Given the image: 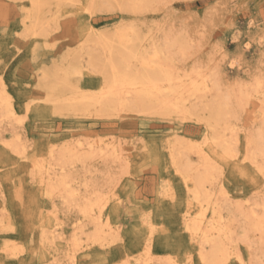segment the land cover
<instances>
[{
	"label": "rangeland",
	"instance_id": "374dc122",
	"mask_svg": "<svg viewBox=\"0 0 264 264\" xmlns=\"http://www.w3.org/2000/svg\"><path fill=\"white\" fill-rule=\"evenodd\" d=\"M89 1L42 0L39 16L48 33L40 37L27 34L31 26L27 20L23 23L30 10L28 0H0V90L10 99L14 113L13 119L0 120V264H72L69 255H74L75 264H203L200 250L209 251L210 245L202 247L200 239L190 241L184 218L201 214L208 219L212 209L201 208L192 198L195 172L185 173L189 180L176 173L172 150L175 140L181 139L209 157L212 173L208 170L210 184L205 188L211 204L248 211L264 200V175L244 159L245 134L263 120L264 0H153L136 13L119 10L116 0H106L100 9H87ZM122 28L136 33L120 46L112 37ZM103 38L112 40L114 55L132 52L134 67L153 46L172 40L173 50L163 51L159 61L172 65L170 69L179 76L177 84L189 87L194 82L200 90L195 96L187 92L182 96L188 99L186 106L197 107L192 120L146 113L104 119L92 109L82 116L53 113L50 99L59 88L53 95V90L44 88L48 84L63 81L67 87L78 86L93 94L101 90L102 77L88 70L85 62L89 53L100 64L105 61L107 51L97 46V39ZM214 84L220 95L232 97L228 107L234 114L235 132H221L224 140L236 139L231 157L211 142L204 124L208 112L198 106L200 97L204 104L212 102ZM67 87L65 96L70 92ZM241 92L249 98L235 102ZM88 145L107 150L109 159L95 156L59 170L53 156L65 147L84 155ZM193 155L190 163L195 168L199 158ZM65 175L67 191L75 195L68 201L62 192L49 194L47 188L50 181ZM96 191L103 201L98 203H104L101 222L99 208H92V218H84L76 207L78 201L80 205L88 198L91 201ZM97 222L107 232L104 247L87 240ZM239 229L233 227L236 239L243 235ZM246 235L249 242H259L258 233ZM75 236L80 240L77 247ZM261 245L251 249L240 241L230 251H236L244 264H264ZM3 246L15 250L14 256L5 257ZM253 257L257 260L250 263ZM225 264L241 263L230 256Z\"/></svg>",
	"mask_w": 264,
	"mask_h": 264
},
{
	"label": "bare ground",
	"instance_id": "6f19581e",
	"mask_svg": "<svg viewBox=\"0 0 264 264\" xmlns=\"http://www.w3.org/2000/svg\"><path fill=\"white\" fill-rule=\"evenodd\" d=\"M28 1H29V5H30V10L26 11L24 14V17H23V23H24V20H27V21H29V24L31 26V28H29L27 34H30V35L36 34L40 37H45L48 32H46V30L43 29V27H42L43 22L39 16L40 10L43 7L42 0H28ZM69 1H72V0H69ZM151 1H153V0H116L115 3H118V9L121 11L136 13L139 9L145 8L146 5ZM156 2H158V1H156ZM105 3H107L106 0H90L88 3L87 9H96L98 7L100 9L99 5H103ZM109 7L110 6H108V8ZM103 11H105V10H103ZM110 11H112V8ZM96 12H98V10ZM60 15H61V13H60ZM24 32H25V30H24ZM135 33L136 32L130 28H128V29H124V28L117 29L116 32L113 34L112 38H113V40L117 41L120 46H123L124 43L129 40V37L135 35ZM159 34H157V35H159ZM161 34L163 35L165 33H161ZM95 35H97V34H95ZM27 36L28 35H26V37ZM170 38H171V35H170ZM166 41H167V39H166ZM111 42H112V40L107 39V38H103L100 41H98V39H97V46L102 48V52L107 51V54H108V56H106L107 58L105 59V61L102 62L101 64L97 61L98 58L96 59V57L93 56L91 53L88 54V59L86 58L87 59L86 62L83 58L85 65H86V68L88 70L94 72V73L100 74V76L102 77V88L98 93L93 94L92 92L91 93L82 92L79 89L80 87L78 88V86L77 87L75 86L74 88L69 87V86L67 87L68 83L63 82V81H58V82L55 81L52 84H48L47 87H44L48 91L53 90L52 92H50V93L54 92L53 95H56V93L58 92V88H59V92L57 93L58 95H56V97L52 96V98L50 99L52 106L54 105L53 111H55V112H53V113L58 114V115H64V114H69V115L71 114L72 115L73 114V115H81L82 116V115H84L85 111H87L88 109H92L93 112L95 113L94 115L97 118H104V119H111V118L117 117L118 114H120V113H136L137 115L142 114V113L143 114L146 113V114H153V115H157V116H171L173 114V115L179 116L184 121L185 120H190V121L192 120V118L195 116L197 107H196V105H194L195 103L189 105L190 104L189 102H193V100L189 101L188 102L189 104H187L188 106H186L185 101H187L188 99H187V97L184 98L182 96L187 92L188 96L192 97V96H195L197 93H199L200 90L196 89L193 81H192L193 83H190L189 87L186 86L187 88L182 87V84L181 85L177 84L176 75H177V77H179V76H178V74L174 75L173 71L170 69V66H172V65L171 64L169 65V63L167 64V62L165 60H164V62L159 61L160 54L163 53V51L173 50L174 45L171 44L172 40H170V42L168 41V42H165V43L158 45V46H153L150 54H148L147 56H142V58L140 57V59H142V60L139 61L137 67L136 66L134 67V65H131V60L136 59V57H134V54L132 52L129 51V52H127L126 55L122 54L123 56H119L120 54H118V52H116L115 55H118V57H117L114 55L115 52L114 53L111 52ZM129 44H127V45H129ZM179 45H180V43H179ZM187 45H185V46H187ZM149 46H151V45H149ZM89 48H91V47L89 46ZM84 53H85V51H84ZM174 55H176V54L174 53ZM168 60H170V59H168ZM190 71H189V74H190ZM185 72H188V71H185ZM193 74H196V71ZM198 76L200 78V75H198ZM203 76H205V74H203ZM188 77H190V76L188 75ZM210 77H212V75ZM182 78H183V76H182ZM186 78H187V76H186ZM205 78H207V77H205ZM208 79H206V80H208ZM214 79H216V77H214ZM193 80L195 81V79H193ZM216 80L214 82H216ZM179 81L180 80H178V82ZM211 81H212V78H211ZM211 81H210V83H211ZM182 83L184 84V82H182ZM197 83H198V81H197ZM197 83H196V85H197ZM205 83H206V81H205ZM217 83H218V81H217ZM216 84H214L212 87L213 88L212 91H214L212 93L213 94L212 99L214 98L212 100V102L204 104V102L202 101L203 98L200 97L201 101L199 100L198 106L201 107L203 110L208 112V117H207V120L205 121L204 124H205L206 130H208V132H210L211 142L217 148L221 149L225 155H228L229 157H231L230 148H231V146L236 145V139L230 140L231 139L230 138L229 140H227V139L224 140V139H222L223 134L221 132L222 131L223 132H225V131L235 132L234 131V125L231 124V120L234 117V114H232L233 112L230 113L231 111H229L230 109L228 107V104H230V102H232L231 101L232 97L230 98L227 94L223 95V96L220 95V93L217 92V88L215 87ZM184 85H186V81H185ZM239 86L241 88V85H239ZM66 87H67V90L69 89V91H70L69 96L64 95L63 91L66 90ZM207 87H209V86H207ZM210 87H211V85H210ZM244 87H246V86H244ZM60 88L62 89V92H61ZM205 88L206 87H203V89H205ZM219 88H221V87H219ZM246 89L248 90V88H246ZM238 90L239 89H237V91ZM204 91L205 90H203V92ZM247 92L239 93V97L236 98L235 102H237V100L242 101V100L247 99V97H248ZM229 93H232V92H229ZM231 95H233V93ZM194 99H196V98H194ZM198 99H199V97H198ZM8 101H10V99L8 98V96L6 95L4 90L1 89L0 90V120L1 119H13V117H14V113L10 109ZM261 103H262L261 111H262V115H263L262 116L263 120H262V123L260 124V126L250 129L245 134L246 155H245L244 159H248V160H250V162L254 163L255 167L258 169V171L264 172V100L261 101ZM242 105H244L243 102H242ZM198 111H199V109H198ZM197 117H196V119H197ZM233 135H234V133H233ZM80 146L81 145L79 144L78 147L80 148ZM9 147H10V145H9ZM173 148H174V150H172V156L171 157H172V164L174 165V167L176 169V173L179 172L180 174H182L183 179L187 180L188 176H190V175L186 176L185 173H187L193 169V171L195 172V176L193 177V183H192L193 189L190 191L192 198L195 201H197V204L201 208L202 207H211V209H212L211 215L208 219L205 218V216L201 215V214H198L193 219H189L187 217L184 218L185 230L189 233L190 241L191 240L195 241V240L200 239L202 241V244L199 241L198 242L202 245V247H204V244L210 245V249L208 248L209 251L204 252L203 248L202 247H201L202 249L200 248L201 249L200 250V256H199L200 261L203 264H225L228 261V259L230 258V256H234V257H236L237 261H239L241 264H244L243 261L240 259L239 255L237 254V252L236 251H230V249L236 248L237 243L240 241L243 242L244 244L248 243V247L251 249L252 248L254 249V247H255V249H257V247L262 248L261 244L264 243V200H260L259 202H255L253 205L251 204L252 208H250L248 211H242L243 209L240 207L242 209L241 210L237 206H234L233 208L232 207H226L228 204H226V205L225 204L217 205V204H213V203L211 204L210 198L212 196H210V194L207 192L208 190L206 191V188H205V185L207 183L210 184L209 183L210 181H209L208 170H209V166L212 164H209V162L207 161L209 157L207 158V156L203 153V151L201 149H199V147H195L192 143L181 140V139L175 140ZM85 150H86V148H85ZM191 154H194V155L196 154V156H198V158H199L198 159L199 164H197L198 166L196 165L197 167H195V168L194 167L192 168V165L190 163V155ZM95 156H97L98 158H103L104 160L109 159V153L107 150L101 149V148L94 149V147L92 145H88V150L86 152L84 151V155H81V153L77 154L76 151L74 153L73 151H71L68 148L66 149V147H65V149L63 148L62 151H59L58 155L53 156V158H54V162L58 166L59 170L62 171L65 169L64 165H66V164L76 163L77 161L82 162L87 158H93ZM54 162H53V164H54ZM49 169H50V167H49ZM212 169L214 170L213 166H212ZM210 173H212V172L210 171L209 174ZM53 177H55V175ZM54 179H56V178H54ZM66 179H68V176L65 175V176H61L60 179H56L55 181H52V182L50 181V183L47 184L48 193L50 194V193H54V192L58 191V192H62L65 195V197L63 199H65L66 201H68V199L69 200L74 199L73 198L75 196L74 192L73 191H67L68 184L66 182ZM190 179H192V178L190 177ZM86 188H88V187H86ZM211 193H213V192H211ZM218 194H219V192H218ZM100 195H101V193H100ZM220 196H221V193H220ZM223 196H225V193ZM99 197L100 196L97 194V191H96V195H94L91 198V201L87 197L89 201H87L86 203H85V200L83 202L84 204H82V205L79 204V201H78V204L75 203L76 207L81 212V214L84 218L91 216L90 212H92V208L95 207L96 209L99 208L98 209L99 210L98 211V214H99V217H98L99 221L98 222H101V219H100L101 213L100 212L104 207V203L103 204L98 203L100 201L103 202L102 199H100ZM216 198L217 197H215V200H216ZM92 199H93V201H92ZM222 200L223 199H221V201ZM259 208H260V213L257 212V210ZM91 218H92V216H91ZM205 219H207V220L204 223L203 221ZM98 222L94 225L92 224L94 227L92 228V231H90L88 233L87 240L90 241L91 243H95V244L97 243L98 246L104 247L105 244H108L109 240H106L107 232L103 229L104 227L102 228L101 225L100 226L98 225V224H102V223H98ZM87 224H88V222H87ZM237 225H238V228H241V229H239V231L241 230L242 234H243L242 237L239 239H236L235 233L233 231V227H235ZM102 226H104V225H102ZM106 228H108L107 223L105 225V229ZM1 229H3V228H1ZM248 232L258 233L259 234V242H257L256 244H254L253 242H249L248 236L246 235V233H248ZM44 236H46V235L44 234ZM77 236H75L73 238V242H74L75 247L79 246V243H80V240ZM250 236H251V234H249V237ZM254 238H255V236H254ZM47 239L49 240V242L52 243V241H50L49 238H46V240ZM42 241H43V239H42ZM44 243H45V241H44ZM70 245H72V244H70ZM251 249H249V250H251ZM1 251L5 252V257H9V255L13 257L14 256L13 252L15 250L12 252V249H10L8 246H5ZM261 251H262L261 255L264 257V249H262ZM70 254H72V253H70ZM3 256H4V254H3ZM68 258H70V261L72 264H75L74 260H73L74 255H69ZM256 260H257V258L253 257V259L250 260V263L251 262L253 263ZM150 261H151V259H150ZM1 262H2V258L0 256V263ZM146 264H149V263H146ZM164 264H165V262H164Z\"/></svg>",
	"mask_w": 264,
	"mask_h": 264
},
{
	"label": "snow or ice",
	"instance_id": "6c2138e0",
	"mask_svg": "<svg viewBox=\"0 0 264 264\" xmlns=\"http://www.w3.org/2000/svg\"><path fill=\"white\" fill-rule=\"evenodd\" d=\"M262 175H264V172H262Z\"/></svg>",
	"mask_w": 264,
	"mask_h": 264
}]
</instances>
